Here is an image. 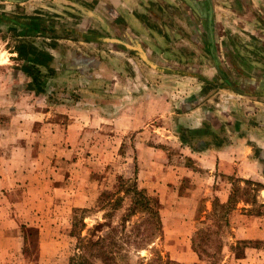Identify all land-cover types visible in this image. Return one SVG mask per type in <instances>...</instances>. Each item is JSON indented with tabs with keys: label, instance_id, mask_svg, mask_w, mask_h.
<instances>
[{
	"label": "rangeland",
	"instance_id": "1",
	"mask_svg": "<svg viewBox=\"0 0 264 264\" xmlns=\"http://www.w3.org/2000/svg\"><path fill=\"white\" fill-rule=\"evenodd\" d=\"M32 2L27 14L53 16V12H36L42 7L38 0ZM7 24L0 19V201L20 219L17 246L29 264H102L97 254L103 248L90 243L107 231L95 227L109 221L104 216L107 206L102 205L110 194L123 189L122 182H135L158 201L162 230L146 248L131 246L125 235L138 216L121 224L119 216L130 203L124 198L110 220L122 245L116 255L119 264H144L141 261L154 252L178 264H264V181L260 188L234 175L218 178L213 187L227 196L226 202L219 201L218 193H208L199 198L193 218L188 219L192 201L181 197L207 176L203 170V176L183 174L193 161L188 148L175 138L180 120L174 112L163 110L161 117H152L141 129L114 130L103 120L107 113L86 104L77 81H61V70L46 72L31 64L29 72L23 71L28 57L10 53L25 39ZM72 41L57 43L64 59L71 49L77 51L78 39ZM36 42L43 46L49 41L39 37ZM208 66L215 71L212 64ZM178 82L170 95L164 87L165 100L193 92V80ZM239 106L242 113L228 111L230 120H251ZM207 200L210 209L205 207ZM246 219L258 226L263 239L240 237L242 231L236 227ZM236 254L242 257L235 258Z\"/></svg>",
	"mask_w": 264,
	"mask_h": 264
},
{
	"label": "crops",
	"instance_id": "2",
	"mask_svg": "<svg viewBox=\"0 0 264 264\" xmlns=\"http://www.w3.org/2000/svg\"><path fill=\"white\" fill-rule=\"evenodd\" d=\"M32 1L0 0V19L25 39L10 53L28 57L23 71L61 70V81H77L86 104L107 113L116 131L144 128L163 110L180 120L175 138L193 161L183 174L207 176L181 197L192 201L188 219L208 193L226 202L213 187L218 178L264 181V0H38L36 12L54 13L45 18L26 13ZM39 37L48 44L38 45ZM73 38L77 51L64 59L57 43ZM180 79L193 80V92L165 100L164 87L170 95ZM238 106L251 120H230L228 111L242 113ZM8 209L0 201V264H29L17 246L20 219ZM251 222L237 225L240 237L263 239Z\"/></svg>",
	"mask_w": 264,
	"mask_h": 264
},
{
	"label": "trees",
	"instance_id": "3",
	"mask_svg": "<svg viewBox=\"0 0 264 264\" xmlns=\"http://www.w3.org/2000/svg\"><path fill=\"white\" fill-rule=\"evenodd\" d=\"M245 181H249L260 188H263L260 182L253 180ZM121 186L123 189H119V191H116L114 194H110L109 199L103 202L102 208H106L107 206L104 216L109 219V221L98 224L95 227L99 229L106 228L107 231L104 234L98 235L96 239L90 243L92 246L100 245L99 247L103 248V250L97 254L102 264H119L116 255L121 251L122 245L113 235L116 226H112L111 224L113 221L111 222L110 220L113 215L121 209L122 202L126 197L130 199V203L123 209V212L120 214L121 216H119L121 224L124 226V223L129 222L133 216H138L137 220L133 221L129 235H125L128 243L139 250L152 244L155 239L161 235L162 226L159 216L158 201L148 195L145 190L138 188L135 182L131 184L122 182ZM83 240L84 238L81 237L79 241V243H81L80 247L82 248ZM198 256L199 258H202L200 252L198 253ZM241 257L242 256L240 254L235 255V258ZM141 263L178 264L164 258L158 252L152 253L151 256L145 260V262L141 261Z\"/></svg>",
	"mask_w": 264,
	"mask_h": 264
}]
</instances>
